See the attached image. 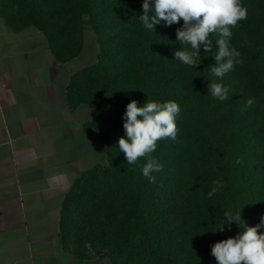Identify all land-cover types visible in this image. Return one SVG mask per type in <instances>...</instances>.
<instances>
[{"label":"trees","instance_id":"16d2710c","mask_svg":"<svg viewBox=\"0 0 264 264\" xmlns=\"http://www.w3.org/2000/svg\"><path fill=\"white\" fill-rule=\"evenodd\" d=\"M149 3L154 7V0ZM142 4L0 0V15L14 32H42L64 63L82 54L86 23L98 37L97 60L68 85L71 108L98 106L86 130L108 149V163L81 176L64 202L63 235L76 263L96 256L111 264H216L211 246L242 231L236 222L230 231L227 224L217 231L226 222L223 213H241L250 227L264 216V0H242L248 16L229 41L242 63L222 78L211 73L217 34L210 36L212 53L202 46L200 63L187 66L174 57L179 49L191 51L176 39L183 20L172 26L162 21L149 30L139 19ZM212 82L229 89L227 100L212 97ZM250 98L254 103L248 106ZM132 100L140 107L148 100L180 106L175 140L157 141L150 154L163 165L151 173L154 183L142 174L147 157L128 164L118 147ZM213 181L222 186L209 198Z\"/></svg>","mask_w":264,"mask_h":264},{"label":"crops","instance_id":"0c3cea01","mask_svg":"<svg viewBox=\"0 0 264 264\" xmlns=\"http://www.w3.org/2000/svg\"><path fill=\"white\" fill-rule=\"evenodd\" d=\"M81 55L64 63L42 32H14L0 15V264H77L64 202L81 176L108 163L106 143L86 130L98 106L68 101L70 81L89 66L78 67Z\"/></svg>","mask_w":264,"mask_h":264},{"label":"clouds","instance_id":"9594fccd","mask_svg":"<svg viewBox=\"0 0 264 264\" xmlns=\"http://www.w3.org/2000/svg\"><path fill=\"white\" fill-rule=\"evenodd\" d=\"M142 9L144 14L139 19L149 30H155V26L162 21L166 26H172L183 20L182 28L176 30V39L182 45H190L191 51L185 48L174 52L175 59L183 64L193 68L197 66L201 61L202 46L205 54L212 53V34L219 37L216 40L218 50L214 53L216 63L211 67L212 75L222 78L233 69L234 64L242 63L240 52L231 48L229 43L232 29L248 16L242 0H154V7L150 6L149 0H143ZM149 12L154 14L149 15ZM208 89L213 98L222 102L228 99L229 89L222 83H209ZM246 103L251 106L254 99L250 98ZM179 113L180 106L173 100L164 103L148 100L142 107L132 100L126 106L123 124L125 136L119 138L118 147L128 164H136L140 158L147 157L142 174L150 183L155 182L151 173L160 172L163 168L150 154L156 150L157 141L167 138L175 140ZM241 162L240 159L236 160L237 164ZM213 184L216 186L208 193L209 198L222 186L216 181ZM223 215L226 222L217 231L223 232L225 224L230 231L232 222H236L242 231L234 238L218 241L211 246V255L216 264H264V234L258 233V229L264 227V216L260 224L250 227L242 219L241 213L233 215L225 211Z\"/></svg>","mask_w":264,"mask_h":264},{"label":"rangeland","instance_id":"374dc122","mask_svg":"<svg viewBox=\"0 0 264 264\" xmlns=\"http://www.w3.org/2000/svg\"><path fill=\"white\" fill-rule=\"evenodd\" d=\"M85 18L87 21L88 17ZM84 33H85V37H84L85 47L82 52L81 58L77 61L78 67H81L82 65H91L95 63L96 61L94 60L95 56L92 52L94 48L96 49L97 52L99 50L98 37L94 27L91 24L86 23L84 26ZM81 264H111V261L109 259L99 258L94 256L93 258L88 259Z\"/></svg>","mask_w":264,"mask_h":264}]
</instances>
